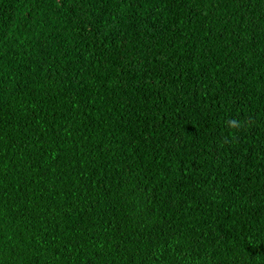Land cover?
I'll list each match as a JSON object with an SVG mask.
<instances>
[{"label": "trees", "instance_id": "1", "mask_svg": "<svg viewBox=\"0 0 264 264\" xmlns=\"http://www.w3.org/2000/svg\"><path fill=\"white\" fill-rule=\"evenodd\" d=\"M0 264H264V0H0Z\"/></svg>", "mask_w": 264, "mask_h": 264}, {"label": "clouds", "instance_id": "2", "mask_svg": "<svg viewBox=\"0 0 264 264\" xmlns=\"http://www.w3.org/2000/svg\"><path fill=\"white\" fill-rule=\"evenodd\" d=\"M228 127L231 128L232 130H236V129L242 127V125H241L240 121L233 119L228 123Z\"/></svg>", "mask_w": 264, "mask_h": 264}]
</instances>
